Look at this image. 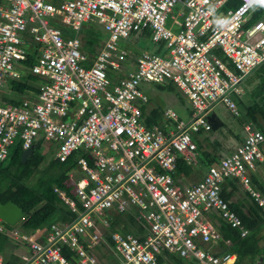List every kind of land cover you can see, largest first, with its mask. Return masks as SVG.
Wrapping results in <instances>:
<instances>
[{"label": "built area", "instance_id": "2783aa9c", "mask_svg": "<svg viewBox=\"0 0 264 264\" xmlns=\"http://www.w3.org/2000/svg\"><path fill=\"white\" fill-rule=\"evenodd\" d=\"M227 1L0 0V163L17 143L23 151L48 143L61 163L80 152L74 170L83 175L74 180L73 171L68 174L80 208L54 189L75 215L69 222L25 233L0 220V233L22 250L14 263L0 252V264H102L98 247L112 258L104 264H164L159 259L166 255L187 264L236 263L211 216L248 236L221 197L225 182L234 180L264 215V196L250 178L264 158V133L244 124L241 144L209 164L198 183L173 180L178 159L196 167L191 135L211 131L207 118L218 104L238 116L230 94L264 64V17L242 28L261 0H241L237 10L220 12ZM176 5L181 24L169 17ZM91 22L106 34L94 55L81 39L83 25ZM142 33L163 48L140 53L134 68L124 69L126 40ZM29 55L34 63L26 67ZM27 75L37 80L36 93L15 97L8 82ZM167 82L194 114L185 124L167 109L164 117L176 131L147 128L138 102L148 97L140 86ZM121 214L145 224L141 237L110 231V219ZM250 264H264V254Z\"/></svg>", "mask_w": 264, "mask_h": 264}, {"label": "trees", "instance_id": "16d2710c", "mask_svg": "<svg viewBox=\"0 0 264 264\" xmlns=\"http://www.w3.org/2000/svg\"><path fill=\"white\" fill-rule=\"evenodd\" d=\"M240 6L241 0H228L222 6L220 12L226 13L227 11H235ZM263 17L264 0H261L248 12L246 22L242 26L243 30H246ZM87 24L92 25L86 27ZM87 24H84L83 30L81 29V39L84 45L83 48L90 54L94 55L96 48L99 47L102 40L101 31L96 29L94 25L95 23L91 22ZM142 38H146L150 41L147 33L140 34V39ZM155 46L157 51L162 49V44H156ZM139 53L140 52L136 50L128 49L123 68L133 69L136 57ZM213 54L224 60L220 51L214 50ZM33 63L34 58L31 55L27 56V59L23 62L26 67L32 66ZM256 70L257 68L253 71ZM35 82H37L36 79L27 75L20 81L8 82V89L15 97L23 96L31 92L36 93V89L33 87ZM168 83L170 84L167 85ZM156 86H158L161 91L167 90L171 93H177V88L171 82ZM248 95L250 97L248 104H241V113L244 117V124H249L254 129L264 133V72L260 73L258 83L253 93ZM148 102L149 101L146 103L138 102L144 125L147 128L158 126L165 131L164 128L159 126L161 119L164 116V110L159 107L147 108V105L145 104ZM244 124H242V126ZM199 133L200 132L197 134ZM216 145V143L212 144L214 149L216 148ZM39 149L40 143L33 144L30 148L31 153L29 157L26 159L25 163H22L21 154L23 150L21 149V144L17 143L10 149L7 159L4 161L6 162L7 167L2 168L4 162L0 163V203L5 204L6 202L11 201L22 209L24 217L18 223V226L25 233H33L56 223H66L75 217V215L68 209V206L57 196L54 189L63 192L70 200H73L77 204L78 208H80V205L74 197L73 184L70 181L68 174L74 171L76 166L75 159L81 153L77 152L72 154L64 163L59 162L57 159H53L41 175H39L30 186H27V179H29L34 173V170L39 169L44 162V157L40 154ZM208 165L209 162L204 161V165L192 168L187 166L182 159H178L176 170L173 174V180L176 184L182 185L184 180L197 174L201 167H207ZM9 170H11V172L8 174ZM261 188L262 187H260V190ZM235 189V186L232 185L230 191L222 189L221 197L227 203L229 209L240 219L242 226L248 231V236L241 238L237 229L231 228L220 218L213 216L217 219L218 229L223 238L230 241V246L226 248V250L235 254V264H250L254 256L258 254L260 255L264 249V236H259L264 228V215H261L256 207L249 204L247 201L233 202L232 196L235 193ZM262 193L264 194L263 189ZM109 222L111 232L115 231L120 234L130 233L141 237L146 231L145 224L136 221L131 214L114 215ZM3 225L10 227L5 223ZM16 247V244L5 234L0 233V252H3L4 254L8 252V263H14V261H16V258L13 255V251ZM97 249L99 250V248ZM63 255L67 258L69 257L66 248L63 251ZM100 256L102 259H109L104 253H101ZM159 261L164 264H183L181 260L173 258L171 255H166V259L160 258Z\"/></svg>", "mask_w": 264, "mask_h": 264}, {"label": "rangeland", "instance_id": "374dc122", "mask_svg": "<svg viewBox=\"0 0 264 264\" xmlns=\"http://www.w3.org/2000/svg\"><path fill=\"white\" fill-rule=\"evenodd\" d=\"M180 6L176 5L173 7L171 13L169 14V17H173L176 18L177 22H181V18L178 17V13L180 11ZM220 13V12H218ZM86 25V24H85ZM92 24H87L86 27H89ZM96 29H98L99 27L94 24ZM84 26V25H83ZM172 26V21L168 20L166 23V27L170 28ZM83 30V27H82ZM82 30H81V34H82ZM101 42H104L106 40V34L101 32ZM156 44L151 43L149 40H147L146 38H142L140 39V34H133L132 36H130L127 40H126V48H130L132 50H136L138 52L141 53H147L150 54L152 53V51H154V47ZM85 50V49H84ZM264 72V64L262 66H260L259 68H257L256 71H253L252 73H250V75H248L246 78H244L236 87L237 91L239 92L238 94H235L234 92H231L230 94V98L233 101V103L235 104V110L238 113V116H235L231 111H229L224 105L222 104H218L216 105L213 109H212V113L215 114V116L221 120L224 124V127L229 125L230 127H227V129H225L224 131V135L227 137H232V140H235L234 138L238 135H242L243 132V126L242 124H244V117L242 116L241 113V104L243 105H247L249 100V95L248 94H252L257 83H258V79H259V75L260 73ZM37 83V82H35ZM170 83H168L167 85H169ZM176 89V88H175ZM140 91L145 94L148 99L149 102L145 105H147V108H151V107H159L162 110H167V109H171L177 119L182 122L187 124L192 115L194 114V110L192 109L190 103L187 101V99L176 89L177 93H171L167 90L165 91H161L158 86L151 84V83H143L140 86ZM160 127L164 128L165 130H170V131H176L175 129V124L173 121L166 119L164 116L161 119V122L159 124ZM223 132V131H222ZM214 132H200L199 134H195L193 133L191 135V139L193 141V143L197 146V150L195 151V158L197 161V164L195 166H202L204 165V161H209V157L210 154L214 153V148L212 147V144L208 147H206V141H207V137L210 134H213ZM236 134V135H235ZM51 147L50 144L48 143H42V149L43 152L40 151L39 152L41 155H43V164L41 165V167L39 169L34 170V173L30 176L29 179H27L26 181V185L30 186L35 180L36 178L39 177V175H41V173L44 171V169L47 167V165L53 161V155L54 153L49 149ZM263 149V156H264V145L262 146ZM6 162L3 163L2 168H6ZM260 169H263L262 174L264 173V162L262 163V165H259ZM9 169V168H8ZM11 172V170H9L8 174ZM73 174V179L74 180H78L80 178L83 177V175L80 172H77L76 170H74L72 172ZM264 178V174L262 175ZM198 177V176H197ZM197 177L192 178V180L196 179ZM199 178V177H198ZM197 178V179H198ZM260 178L256 176V181L258 183V185L262 188H264V179ZM196 179V180H197ZM195 182H183L182 184L184 186H187L188 184H194ZM255 184V183H254ZM256 185V184H255ZM257 189H259L258 187H256ZM260 190V189H259ZM240 197H245L244 194H240ZM99 216L100 218L103 217ZM211 219L215 220L216 218L213 216H211ZM217 221V219H216ZM18 230L22 231L20 229V227L18 225L15 226ZM264 230V228L262 229ZM99 248V247H98ZM18 252H22L21 249L18 248ZM101 253H103V251L99 248V250L96 248L95 249V256L97 257V259L99 260L100 263H102V258H101ZM261 254H264V249L262 250ZM173 258H177L179 260H181V262L183 264H187L188 262L182 258H180L178 255H171ZM4 257L7 259L8 258V252L4 254ZM251 261V260H250ZM106 262L112 263V258L111 256H109V259L106 260Z\"/></svg>", "mask_w": 264, "mask_h": 264}, {"label": "crops", "instance_id": "0c3cea01", "mask_svg": "<svg viewBox=\"0 0 264 264\" xmlns=\"http://www.w3.org/2000/svg\"><path fill=\"white\" fill-rule=\"evenodd\" d=\"M180 11H179V13L182 11V8H181V6H180ZM179 13H178V17L179 18H181L180 16H179ZM174 20L176 21V18H174ZM177 22V21H176ZM177 23H179V22H177ZM182 23V18H181V22L179 23V24H181ZM163 48V47H162ZM127 49V48H126ZM128 49H130V48H128ZM127 49V50H128ZM162 50V49H161ZM161 50H159V51H157L156 50V46L154 47V51H152V53H160L161 52ZM141 53V52H140ZM139 53V54H140ZM148 101H149V99H148ZM171 110V109H170ZM165 111V110H164ZM212 113V112H211ZM220 122L222 123V126L217 130V131H215L213 134H210V135H208V136H206L207 137V143H206V147H208L209 146V144L211 145V144H217L215 147V149H214V153H212V154H210V156L211 157H209L208 159H209V164H214V163H216V162H218V160H220L222 157H224V156H226V155H228V154H230L234 149H235V147L237 146V145H239V144H241V142H242V140H243V138H244V133L242 132V135H238V136H236L234 139L235 140H232V137H227V136H225L224 135V131H225V129H227V127H230L229 125H227V126H225L224 127V124H223V122L220 120ZM223 131V132H222ZM210 132H212V131H209L208 133H210ZM236 135V134H235ZM263 146V145H262ZM262 146H261V148H262ZM213 147V146H212ZM40 148H41V144H40ZM214 148V147H213ZM43 151V150H42ZM261 152H262V154H263V149H261ZM216 157V158H215ZM264 157V156H263ZM264 162V158H263V161L262 162H258V163H256V165L254 166V170L252 171V172H250V178H251V181H252V184H253V186L256 188V187H258L259 189H260V186L258 185V183H257V181H256V176L257 177H259L260 176V178H263V174H262V171H263V169H260L259 168V165H262V163ZM206 169H207V167H201V169L199 170V172L197 173V174H195L194 176H191L190 178H188V179H186V180H184L185 182H195L194 184H196V183H198L202 178H203V176H204V174H205V172H206ZM199 178H198V177ZM194 177H197L196 179H194V180H192V178H194ZM264 179V178H263ZM231 183V184H229V183ZM256 185H255V184ZM194 184H188L189 186L190 185H194ZM183 185V184H182ZM187 185V186H188ZM231 185L232 186H235V193L233 194V196H232V201L233 202H235V201H239V202H245V201H247L248 202V197H247V195H246V193L239 187V185H238V183H237V181L236 180H234V181H226L225 182V184H224V187H223V189H227L228 191H230V189H231ZM257 189V188H256ZM258 189V190H259ZM262 189L264 190V188H261V190H259L260 192H261V194H263L262 193ZM240 194H244V196L245 197H240ZM264 195V194H263ZM214 216L215 217H217V215H215L214 214ZM259 236H264V230L260 233V235ZM104 253V252H103ZM19 254H21V252H18V248H16V249H14V257L15 258H17V255H19ZM105 254V253H104ZM106 255V254H105ZM102 261V264H104V263H108V262H106V260L105 259H102L101 260Z\"/></svg>", "mask_w": 264, "mask_h": 264}, {"label": "water", "instance_id": "95a60500", "mask_svg": "<svg viewBox=\"0 0 264 264\" xmlns=\"http://www.w3.org/2000/svg\"><path fill=\"white\" fill-rule=\"evenodd\" d=\"M208 123L211 126V131H217L222 123L215 116V114L211 113L208 118ZM31 150H24L21 154V161L25 163L26 159L29 157ZM24 213L20 207L14 204L11 201L6 202L5 204L0 203V220L10 227H14L18 225V223L23 219Z\"/></svg>", "mask_w": 264, "mask_h": 264}, {"label": "clouds", "instance_id": "9594fccd", "mask_svg": "<svg viewBox=\"0 0 264 264\" xmlns=\"http://www.w3.org/2000/svg\"><path fill=\"white\" fill-rule=\"evenodd\" d=\"M17 248V247H16ZM3 253V252H2ZM3 255H4V253H3Z\"/></svg>", "mask_w": 264, "mask_h": 264}]
</instances>
